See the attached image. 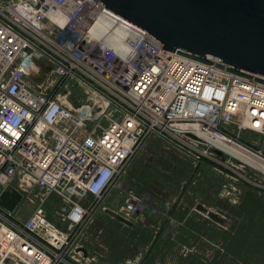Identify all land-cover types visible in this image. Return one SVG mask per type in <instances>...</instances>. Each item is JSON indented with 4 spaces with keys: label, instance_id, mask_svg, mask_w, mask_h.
<instances>
[{
    "label": "built area",
    "instance_id": "1",
    "mask_svg": "<svg viewBox=\"0 0 264 264\" xmlns=\"http://www.w3.org/2000/svg\"><path fill=\"white\" fill-rule=\"evenodd\" d=\"M162 48L96 0H0V195L13 185L34 208L0 206V264H91L79 233L153 136L264 187L261 165L211 143L264 163L242 139L264 135V85ZM67 80L92 103L58 94ZM142 209L128 192L117 213Z\"/></svg>",
    "mask_w": 264,
    "mask_h": 264
},
{
    "label": "rangeland",
    "instance_id": "2",
    "mask_svg": "<svg viewBox=\"0 0 264 264\" xmlns=\"http://www.w3.org/2000/svg\"><path fill=\"white\" fill-rule=\"evenodd\" d=\"M58 91L71 105L92 103V94L76 80H67ZM242 139L264 153V135L244 132ZM226 172L153 136L81 230L78 244L91 264H264V187ZM128 192L143 206L131 226L106 211L119 213ZM55 204L47 207L53 221ZM199 205L224 223L199 211ZM33 210L23 200L14 212L25 220Z\"/></svg>",
    "mask_w": 264,
    "mask_h": 264
},
{
    "label": "water",
    "instance_id": "3",
    "mask_svg": "<svg viewBox=\"0 0 264 264\" xmlns=\"http://www.w3.org/2000/svg\"><path fill=\"white\" fill-rule=\"evenodd\" d=\"M96 1L159 40L161 50L264 85V0ZM22 200L23 195L10 185L0 195V206L14 212ZM198 210L224 223L204 206ZM106 211L129 226L140 214L128 220Z\"/></svg>",
    "mask_w": 264,
    "mask_h": 264
},
{
    "label": "bare ground",
    "instance_id": "4",
    "mask_svg": "<svg viewBox=\"0 0 264 264\" xmlns=\"http://www.w3.org/2000/svg\"><path fill=\"white\" fill-rule=\"evenodd\" d=\"M211 143L215 144L217 147L222 148L223 150L227 151L229 154H231L237 158H240L242 160H245V161H248L251 163H257V164L261 165L262 170L264 171V163L260 162L258 159L257 160L254 159L253 157H251L250 154H246L245 152H243L239 148H237L233 145L226 144V143L221 142V141H211Z\"/></svg>",
    "mask_w": 264,
    "mask_h": 264
}]
</instances>
